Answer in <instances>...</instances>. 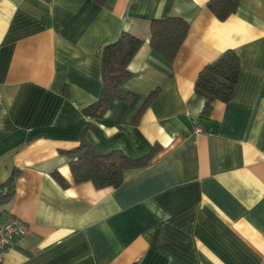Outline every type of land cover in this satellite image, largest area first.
I'll return each mask as SVG.
<instances>
[{
    "label": "crops",
    "instance_id": "0c3cea01",
    "mask_svg": "<svg viewBox=\"0 0 264 264\" xmlns=\"http://www.w3.org/2000/svg\"><path fill=\"white\" fill-rule=\"evenodd\" d=\"M207 1L0 0V182L18 173L0 218L28 225L0 264H264V0L222 21ZM172 15L189 30L167 62L149 23ZM123 31L143 39L121 85L132 97L88 117L102 49ZM227 49L238 82L200 118L196 78ZM82 139L152 156L97 188L71 172Z\"/></svg>",
    "mask_w": 264,
    "mask_h": 264
},
{
    "label": "trees",
    "instance_id": "16d2710c",
    "mask_svg": "<svg viewBox=\"0 0 264 264\" xmlns=\"http://www.w3.org/2000/svg\"><path fill=\"white\" fill-rule=\"evenodd\" d=\"M103 4L106 0H93ZM240 0H208L207 8L220 21L235 12ZM149 43L152 50L167 62H171L184 42L189 30L188 22L181 16L153 18L149 23ZM143 39L123 31L116 40L106 44L101 54L102 89L99 98L83 109L88 117H98L114 99L127 101L132 97L122 88V82L130 75L128 65L141 47ZM241 61L233 49L223 51L215 60L206 64L199 72L194 92L205 102L200 118L207 119L214 101H228L236 87ZM155 92L144 102H149ZM70 168L76 182L91 181L97 188L119 186L127 172L144 167L150 161L151 152L141 158H130L120 150L107 153L99 151L92 143L82 139L78 146L67 152ZM17 170L0 182L1 203L7 202L14 193ZM3 211V210H0ZM2 213V212H1Z\"/></svg>",
    "mask_w": 264,
    "mask_h": 264
},
{
    "label": "built area",
    "instance_id": "2783aa9c",
    "mask_svg": "<svg viewBox=\"0 0 264 264\" xmlns=\"http://www.w3.org/2000/svg\"><path fill=\"white\" fill-rule=\"evenodd\" d=\"M196 132L200 131L196 127ZM28 233V225L19 218L8 215L7 217L0 218V263L6 256L12 243L20 238H23Z\"/></svg>",
    "mask_w": 264,
    "mask_h": 264
}]
</instances>
